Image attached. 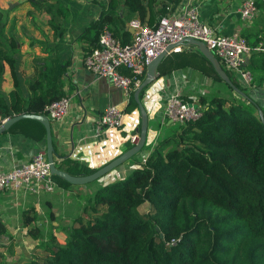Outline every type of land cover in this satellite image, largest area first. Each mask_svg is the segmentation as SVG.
Here are the masks:
<instances>
[{
	"label": "trees",
	"instance_id": "16d2710c",
	"mask_svg": "<svg viewBox=\"0 0 264 264\" xmlns=\"http://www.w3.org/2000/svg\"><path fill=\"white\" fill-rule=\"evenodd\" d=\"M15 1H28L39 10L48 5L42 11L50 16L52 27L57 24L50 19L64 16L61 3L63 13L54 12L58 10L54 8L56 0H0V21L3 9ZM181 1L124 0V5L131 15L154 25ZM103 27L100 19L84 31L92 44L87 53L98 45ZM120 35L122 43L131 40L126 29L122 28ZM16 45L13 35L8 37V48L0 42V79L8 64L13 85L18 87L12 51ZM196 52L208 67L202 73L222 81L210 62ZM177 55H181L178 66H185L181 61L188 59L186 55ZM33 58L37 61L44 57ZM166 60L159 65L160 75L172 70L162 68ZM36 64L34 77L40 82L47 68L43 62ZM223 69L244 91L237 78ZM61 73L60 70L50 79L43 75L46 78L42 89L40 84L31 85V94H16L11 105L0 96V124L21 113H45L47 104L64 96L60 90ZM131 95L130 102L136 105ZM199 103L202 116L197 121L171 126L144 162L132 157L126 160L132 161L131 172L106 182L85 199L82 213L65 226V233L58 234L54 231L58 225L50 223V237L41 245L43 255H32L24 264H264V124L253 111V103L248 102L246 109L242 102L220 96L200 97ZM66 161L69 173L85 175L96 170L67 157ZM55 162L59 169L63 168V161ZM73 166L78 167L76 173L71 170ZM52 178L69 185L57 175ZM144 203L150 206L147 217L138 210ZM22 216L28 235L38 238L40 229L33 223L30 210H24ZM7 234L0 219V237ZM2 250L0 264L23 263L18 259L7 261Z\"/></svg>",
	"mask_w": 264,
	"mask_h": 264
},
{
	"label": "crops",
	"instance_id": "0c3cea01",
	"mask_svg": "<svg viewBox=\"0 0 264 264\" xmlns=\"http://www.w3.org/2000/svg\"><path fill=\"white\" fill-rule=\"evenodd\" d=\"M111 1L112 4L109 5L110 0H60L65 8L64 16L58 15L60 22L53 27L54 29L49 30L48 25L43 23L39 29L30 24L23 36L20 24L14 30V34H11L17 40L16 48L12 51L15 57L18 87L13 85L9 66L5 63L0 79V96L8 105L15 101L16 94L28 97L31 94V85L35 84L39 87L40 84L39 88L42 89L46 77L50 79L60 70L62 72L60 90L62 95L70 98V109L61 120H49L52 143L56 152L54 157L64 164L61 170L67 171L66 157L69 161L75 160L80 165L98 169L124 152L128 145H132L129 140L130 135L137 133L140 135L141 114L137 103L133 105L130 102L132 95L115 87L109 78L97 76L82 65V57L92 48L90 40L84 34L91 22L101 19L104 27L113 30L119 40L122 28L126 29L130 39L132 38V29L128 26V22L137 16L130 14L124 5V0ZM185 1L182 0L178 6ZM192 1L198 5L200 18L212 25L217 33L238 34L248 44L253 46L260 44L264 49V0H255L257 13L250 21L242 20L237 12L243 0ZM6 15L7 13H4V16ZM39 18L36 16L35 20ZM263 49L250 53L246 58V65L253 74V82L249 87L244 86L243 92L248 96L247 102L253 103L256 108L260 107L264 116ZM196 51L195 47L182 45L180 51L168 52L160 63L167 58L162 68L171 67L172 70L160 75L159 63L156 79L140 91L139 98L147 114V127L144 143L138 154L133 157L138 159L145 157L155 143L163 135L168 134L170 127L175 124L164 118L161 111V106L170 94L178 91L184 99L198 105H200V97L210 99L213 96H220L231 100L242 97L223 81L221 83L212 76L202 73L206 63L197 62V60L201 62L202 58ZM180 53L188 58L181 61L186 64L185 66H178V56L181 55L177 54ZM34 56L44 58L35 61ZM36 62H43L47 68L43 74L46 77L41 73L40 82L34 77L38 67ZM135 90L131 94L134 95ZM108 105H117L122 109L125 124L121 129H108L98 125V117ZM21 119L0 133V171L9 169L14 163L28 160L37 150L45 149L43 125L39 121L34 122L36 120L33 119L32 121ZM131 162L129 160L121 163L116 169L88 184L56 183L57 187L54 191L41 192L39 195L13 190L2 191L0 219L5 223L10 234L24 229L28 235L27 228L23 226L22 216L23 211L28 209L48 211L47 216L54 218L50 222L54 226L62 225L61 220H69L72 224L73 218L81 213L80 210L83 209L85 202V200L80 202L76 198L84 195L87 199L106 182L123 178L133 169ZM77 168L73 166L71 170L76 173ZM55 191L58 194H55ZM72 208H75L73 212ZM10 234L6 236L10 238Z\"/></svg>",
	"mask_w": 264,
	"mask_h": 264
},
{
	"label": "built area",
	"instance_id": "2783aa9c",
	"mask_svg": "<svg viewBox=\"0 0 264 264\" xmlns=\"http://www.w3.org/2000/svg\"><path fill=\"white\" fill-rule=\"evenodd\" d=\"M237 12L242 20H252L257 13L256 1L243 0ZM128 26L132 29L129 42L122 43L111 30L103 27L98 45L82 57V65L87 71L109 78L115 87L126 94L131 95L133 90L140 86L147 64L166 45L187 37L204 42L220 64L222 63L241 85H252L253 74L246 67V58L251 52L262 50L261 45L251 46L238 34L217 33L212 25L200 18L198 5L192 0H186L154 25L143 22L139 17H133ZM171 50L178 52L181 45ZM69 109L70 98L64 95L47 104L43 114L49 120H61L68 114ZM161 111L164 118L180 125L195 122L202 116V106L184 99L178 91L166 97ZM124 118L119 106L108 105L98 117V125L108 129H121ZM139 139L138 134L129 136L132 146L137 144ZM145 157L140 160L144 162ZM52 175L45 149H40L28 160L14 163L9 169L0 171V192L13 190L33 195L51 192L57 187Z\"/></svg>",
	"mask_w": 264,
	"mask_h": 264
},
{
	"label": "rangeland",
	"instance_id": "374dc122",
	"mask_svg": "<svg viewBox=\"0 0 264 264\" xmlns=\"http://www.w3.org/2000/svg\"><path fill=\"white\" fill-rule=\"evenodd\" d=\"M51 1H54V0H48L47 3L51 2ZM59 1L60 0H56V2H55L54 8H57L58 10H54V12H59V14H60V13H63V11H62L63 8H61L63 6L60 4ZM47 6L45 5L42 10L47 9ZM29 8H30V10L28 11ZM42 10L36 9L28 1H15V2L9 3L8 7L3 9V12H2V19L0 21V42L3 43L6 47L8 45V36H10L11 34H14V30L17 27H19L20 24H21L20 31L22 32L23 36L25 35L24 31H28L27 28H28V25H30V24H32L33 26H37V28L39 29L41 27V23H43L45 25H48L49 30L54 29L52 27V25L49 24L50 22H48V19L50 18V16L47 15L46 13H44V11H42ZM4 13L5 14L7 13V15L4 16ZM13 13H14V15H11ZM36 16H37V18L41 17V18H39L40 22L38 19L35 20ZM50 20L54 21L56 24L58 22H60L58 15H56L54 17V20L53 19H50ZM6 32L8 34H6ZM7 48H8V46H7ZM197 62L198 63H202V62L204 63L205 61L201 59V62L198 60H197ZM221 65L225 68V66L222 63H221ZM207 69H208V67H207V65H205L203 70H207ZM230 74L233 76V74L231 72H230ZM220 82L222 83V81H220ZM236 98L237 99H232V100L242 102L246 106V109H248V102H247L245 97L242 96V97H236ZM229 100H231V99H229ZM250 105H251V103H250ZM252 109L255 112L256 116L259 118V113H258L257 108L256 109L252 108ZM262 114H263V111H262ZM124 124H123V126H124ZM137 134L139 136V133H137ZM133 158L136 159V157H133ZM115 169H116V167H115ZM76 187H78V186H76ZM56 191H55V194H58V192H56ZM76 199L79 200L80 202H82L83 200L86 199V196L79 195ZM75 205H76V202H75ZM149 208H150L149 204L144 203V204L139 206L138 210L144 217H147ZM74 209L75 208H72V212L74 211ZM30 214L33 215V217H34L33 223L35 225L39 226V229H40L39 230V236H38V238L29 237L24 232V229H23V230H19L18 232H15L13 234L8 233V234H10V238L8 236L0 237V249L1 250L3 249L2 252H3V255L6 256L5 259L7 261L8 260L13 261V260L18 259V260H21L23 262L28 257H30L32 255L33 256L43 255V253H42L43 247L41 245H43V243L46 242L47 239L50 237L49 236V234L51 233L50 222L54 218L47 216V215H49V212L48 211L45 212L44 209L41 211L37 210V209L30 210ZM61 223L63 226L58 225L59 229L57 227L56 229H54V231H56L58 234L62 235L66 231V230H64L65 226L71 225V223L69 220H61ZM22 264H24V262Z\"/></svg>",
	"mask_w": 264,
	"mask_h": 264
},
{
	"label": "water",
	"instance_id": "95a60500",
	"mask_svg": "<svg viewBox=\"0 0 264 264\" xmlns=\"http://www.w3.org/2000/svg\"><path fill=\"white\" fill-rule=\"evenodd\" d=\"M178 45H185V46H192L196 47L197 50L210 62L212 65L214 71L217 73V75L221 78V80L227 84L231 89H233L236 93L239 95L248 98V96L240 90L230 79L226 71L221 66L219 60L216 58V56L212 53L211 50H209L205 43L194 39V38H184L178 42L170 43L166 45L146 66V73L145 77L140 84V86L134 91V99L138 105L140 114H141V127H140V139L137 144L133 145L129 149L125 150L121 154H119L117 157L113 158L100 168L96 169L94 172L85 174V175H72L68 173L65 170H61L57 167L54 157V147L52 143V137H51V126L50 121L48 117L45 114H34V113H21L18 115H13L10 117L5 118L1 124H0V133L6 131L12 123L15 121L21 119V118H29L36 121H39L44 129H45V152H46V158L47 162L49 164L50 172L53 175H57L64 180H66L68 183L74 184V185H82L89 182H92L101 176L105 175L121 163L125 162L129 158L133 157L142 147L145 136H146V127H147V114L146 111L140 101L139 94L140 91L148 84H150L154 79H156L158 72L157 68L160 63V61L163 59V57L171 51V49ZM257 106V105H256ZM257 110L259 113V119L264 124V117L262 114V111L260 107L257 106ZM162 236V234H160Z\"/></svg>",
	"mask_w": 264,
	"mask_h": 264
}]
</instances>
